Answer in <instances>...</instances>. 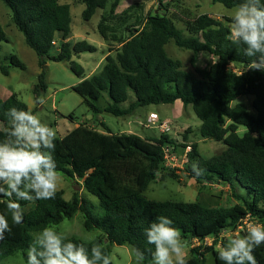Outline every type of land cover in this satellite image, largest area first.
Segmentation results:
<instances>
[{"label": "trees", "instance_id": "trees-1", "mask_svg": "<svg viewBox=\"0 0 264 264\" xmlns=\"http://www.w3.org/2000/svg\"><path fill=\"white\" fill-rule=\"evenodd\" d=\"M1 1L10 10L12 21L27 46L38 56L41 68L47 61L69 63L70 70L81 80L72 90L83 99L94 118L105 113L126 117L151 105L180 102L185 109L192 107L201 121L199 136L222 143L225 149L206 158L197 144L183 146L191 148L183 174L199 186L198 195L210 185L227 187L235 204L214 208L199 199L191 203L148 199L145 192L165 169V149L176 153V142L168 136L171 132L142 138L136 134L114 133L104 121H100L101 129L79 124L65 136L56 137L54 158L59 173L96 197L98 204L77 193L66 200L63 191H57L54 199L18 201L23 213L21 224L13 222L11 213H6L7 198L0 197V213L7 214L11 229L0 240V264L18 255L27 264L33 234L46 226L71 220L78 213L84 216V229L98 231L100 235L92 241L68 239L84 243L89 249L92 243L98 242L111 257L112 247L128 246L144 253L143 264H153L154 245L147 242L145 229L159 216H166L180 230L184 241L192 244L196 240L203 243L206 238L214 240L212 246L192 247L187 264H206L210 253L216 264H224L216 250L219 243L226 241L220 235L236 232L247 218L264 224V70L248 69L254 57L245 56L243 44H233L228 39L231 17L217 19L203 14L182 21L159 0L158 12L136 18L134 24L126 27L125 37L101 22L100 35L107 43L118 45V49H114L115 56L111 55L113 49L109 50L110 55L99 74L86 78L84 68L72 58L94 53L96 48L86 41L74 46L68 42L72 32L68 4H61L59 0ZM211 1L227 9L244 2ZM82 2L85 5L82 17L86 22L108 6V0ZM171 3L176 10H182V0ZM261 4L264 5V0ZM139 5L131 6L123 15ZM117 6L115 1L111 14ZM111 19V16L103 18L105 22ZM177 21L184 23L183 29ZM2 42H8V37L0 24ZM172 42L179 49L191 51L193 63L202 52L209 53L216 62L207 69L185 71L182 62L168 54L166 47ZM9 58L11 66L26 69L16 56ZM0 69L9 75L7 67L1 65ZM45 79L43 70L34 89L37 107L41 105L38 98L47 92ZM242 97L252 98L250 106L238 102ZM12 107L29 111L17 94L5 101L0 98V142L6 138L5 129L10 127L7 112ZM68 119L74 121V115ZM240 129L245 131L243 135ZM192 163L204 169L203 175L194 176ZM241 233L246 235L245 231ZM254 255L258 264H264V243L255 248Z\"/></svg>", "mask_w": 264, "mask_h": 264}, {"label": "rangeland", "instance_id": "rangeland-1", "mask_svg": "<svg viewBox=\"0 0 264 264\" xmlns=\"http://www.w3.org/2000/svg\"><path fill=\"white\" fill-rule=\"evenodd\" d=\"M118 1L113 14H111L112 4ZM164 6L176 14L182 21L186 18H195L197 16L207 14L213 18L223 19V17H232L234 9H227L222 4H213L211 0H182V10L178 11L172 6V0H162ZM61 4H68L71 8L72 15V32L68 42L74 46L76 43L86 41L90 46L96 48L94 53L86 52L78 56H73L72 61L80 64L85 75H93L100 71V67L96 68L100 62L105 63L104 57L109 53L115 56L118 45L107 43L104 41L98 31L101 22L108 24L116 33L122 37L128 35L125 31L128 25L136 22V18H144L148 14L158 12L160 8L159 0L152 2H139V0H108V6L105 10H98L94 17L86 22L83 17L85 5L82 0H59ZM140 4L129 11V14L123 15L125 10L131 6ZM141 6V7H140ZM161 11H164L163 9ZM111 16L110 21H104L103 18ZM0 24L3 26L8 37V42L0 43V67L1 65L9 69V75L6 76L0 69V98L7 100L13 94H17L22 102L26 104L29 111L38 115L43 123L56 130V137H63L73 129L74 122L80 125H87L91 128H100V119H94L93 114L88 107L83 104V99L75 93L72 88L78 84L80 80L71 70L67 62L47 61L44 68L39 65V58L36 53L25 43L23 34L14 25L10 10L0 0ZM179 28H184V23L177 21ZM170 57L179 60L183 64L185 71H194L195 68L207 69L216 62V59L209 53L202 52L197 56L193 63L194 55L191 51L179 49L172 42L167 47ZM16 56L26 67L25 70L11 66L10 58ZM232 68L239 70L238 67L232 65ZM46 72L47 92L46 103L37 107L35 102L34 89L38 84L39 75L42 71ZM133 95V94H132ZM133 100L134 98L131 97ZM252 98L242 97L239 102L247 103L250 106ZM104 102H101L103 105ZM128 106V104L126 105ZM38 108V109H36ZM151 113L159 116L161 121L170 122L171 134L168 136L172 141L176 142L177 164L181 166L185 155L183 146L197 144L200 152L206 158H210L221 153L225 146L222 143L203 139L199 136V128L201 121L195 116L192 107L185 109L178 102L171 105H151L137 109L132 115L126 117H115L111 114H103L101 121H104L114 133L118 134H136L143 137L160 136L158 129L151 127L144 129L141 125L147 124V120ZM74 115V122L68 119L69 115ZM1 128V125H0ZM189 130L190 133L185 132ZM240 134H244V130L240 129ZM185 135L187 139H185ZM57 191H63L66 200H71L75 193L81 198L89 200L93 204H98V199L89 195L83 188L75 182L61 174V183ZM199 186L195 181L189 179L183 174L182 169L176 167H167L158 175V179L152 182L145 195L150 200L155 201H174V202H195L199 199L206 202L211 207H226L235 204L232 200L231 193L227 187L221 185H210L205 187L201 194L198 195ZM245 192V191H244ZM256 223V222H254ZM57 230L63 232L67 238L77 237L84 241H92L100 235L98 231L88 232L84 229V216L78 213L73 219L66 220L57 225ZM247 228V227H246ZM245 228V233H246ZM227 236L235 235L241 232H227ZM184 241V240H183ZM226 242V241H225ZM188 250V258L193 244L184 241ZM221 245V244H218ZM217 249V247H216ZM112 264H136L135 255L132 248L128 246L112 247ZM3 264H25L22 256L18 255L9 258ZM206 264H216L213 255L210 253L206 256Z\"/></svg>", "mask_w": 264, "mask_h": 264}, {"label": "clouds", "instance_id": "clouds-1", "mask_svg": "<svg viewBox=\"0 0 264 264\" xmlns=\"http://www.w3.org/2000/svg\"><path fill=\"white\" fill-rule=\"evenodd\" d=\"M228 39L233 44H243L244 54L254 57L248 69L264 70V5L261 0H244L235 8L228 25ZM38 103H46L43 97ZM10 127L6 138L0 142V197H6V213H11L14 223L22 220L18 201L54 199L61 183L54 158L56 130L31 111L12 107L8 110ZM194 176L203 175L204 169L192 163ZM6 213H0V240L10 232ZM166 216L145 229L147 242L154 245L153 264H187L188 250L179 229ZM264 243V224L248 223L246 235L239 233L226 237L217 246L218 259L224 264H258L254 255L256 247ZM136 264H143L144 253L133 248ZM112 257L96 242L91 247L75 243L57 230L46 226L33 234L27 250V264H112Z\"/></svg>", "mask_w": 264, "mask_h": 264}, {"label": "built area", "instance_id": "built-area-1", "mask_svg": "<svg viewBox=\"0 0 264 264\" xmlns=\"http://www.w3.org/2000/svg\"><path fill=\"white\" fill-rule=\"evenodd\" d=\"M147 127L151 128L154 127L156 129H158L160 134H166V133H170V122L169 121H161V119L159 118V116L155 113L151 114L147 120ZM191 148L187 147L185 150V155L183 158V163L181 166H178L177 164V157H176V153L170 149V148H166L165 149V159H166V164L165 166L167 167H176L182 169V172L184 170V165L187 162V155L190 152ZM253 221H251L249 218L245 219L243 222L240 223L239 228L236 232H241L244 231L245 228L247 227L248 223H251ZM229 232V231H227ZM227 232H223L220 235V239L221 240H225L227 236ZM214 243V240L211 238H206L205 241L203 243H201L200 241H195L193 244V247H198L201 244L205 245V246H212ZM221 244V243H219ZM218 246V245H217Z\"/></svg>", "mask_w": 264, "mask_h": 264}, {"label": "crops", "instance_id": "crops-1", "mask_svg": "<svg viewBox=\"0 0 264 264\" xmlns=\"http://www.w3.org/2000/svg\"><path fill=\"white\" fill-rule=\"evenodd\" d=\"M108 55H110V53H108V54L104 57V59H106V57H107ZM72 59H73V58H72ZM104 65H105V63L102 64V62H100V64H98L96 68H99V67H100V68L102 69ZM101 69H100V70H101ZM99 72H100V71H99ZM99 72H97V73H95V74H93V75L99 74ZM93 75H91V76H90V75H85V76H86V78H90V77H92ZM80 82H81V80L78 81V84H79ZM47 98H48V97L45 98V101L47 100ZM238 102H239V101H238ZM240 103H241V102H240ZM40 106H42V104H41ZM151 114H153V113H151ZM101 116H102V115L97 116V117H95V118L93 117V118H94V119H97V120L100 119V121H101ZM73 122H74V121H73ZM73 124H74L73 129L76 128V127L79 125V124H77V123H75V122H74ZM141 126H142L144 129H146V130L149 129V128L147 127L146 124H142ZM138 136H140V137H142V138H145V137H143V136H141V135H138Z\"/></svg>", "mask_w": 264, "mask_h": 264}, {"label": "water", "instance_id": "water-1", "mask_svg": "<svg viewBox=\"0 0 264 264\" xmlns=\"http://www.w3.org/2000/svg\"><path fill=\"white\" fill-rule=\"evenodd\" d=\"M21 224H23V221L21 220V222H20Z\"/></svg>", "mask_w": 264, "mask_h": 264}]
</instances>
